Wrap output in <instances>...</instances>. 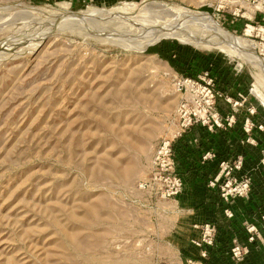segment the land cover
I'll use <instances>...</instances> for the list:
<instances>
[{
    "label": "rangeland",
    "instance_id": "374dc122",
    "mask_svg": "<svg viewBox=\"0 0 264 264\" xmlns=\"http://www.w3.org/2000/svg\"><path fill=\"white\" fill-rule=\"evenodd\" d=\"M38 1L0 0V264H150L140 186L180 105L237 127L264 170V0Z\"/></svg>",
    "mask_w": 264,
    "mask_h": 264
},
{
    "label": "crops",
    "instance_id": "0c3cea01",
    "mask_svg": "<svg viewBox=\"0 0 264 264\" xmlns=\"http://www.w3.org/2000/svg\"><path fill=\"white\" fill-rule=\"evenodd\" d=\"M174 132L171 130L168 137L172 138ZM241 139L235 126L229 130L210 129L194 122L172 142L175 169L182 177V192L175 200L149 204L147 214L143 215V221L148 224L146 230L133 234L139 239H147L146 254L150 264H187V260H192L193 264H231L229 249L233 243L248 248L244 264H264V244H249L243 228L245 224L259 223L264 206L261 181L264 170L250 168L253 175L250 194L229 203L228 208L233 214L229 220L223 216L225 206L216 189L208 185L217 177L220 162L239 154ZM251 151L252 154L245 157L246 173L252 162L250 158H260L257 150L252 148ZM208 221L216 223L217 238L204 262L200 260V248L194 242L199 240L200 226Z\"/></svg>",
    "mask_w": 264,
    "mask_h": 264
},
{
    "label": "built area",
    "instance_id": "2783aa9c",
    "mask_svg": "<svg viewBox=\"0 0 264 264\" xmlns=\"http://www.w3.org/2000/svg\"><path fill=\"white\" fill-rule=\"evenodd\" d=\"M249 0H245V3ZM240 1L234 3V6H240ZM264 19V6L262 7ZM205 77H207L205 75ZM190 82V81H189ZM209 83L204 87H199L202 91L213 98V93L208 88ZM213 103H206L203 109L204 113L209 112L210 106ZM179 117L178 124L176 125L175 132L172 138L162 139L152 155L150 162V172L148 180L140 186L142 190H150L156 201L175 200L182 192L183 182L181 174L176 172L175 163L172 153V142L179 138L194 122L192 118L197 115L188 112L186 105H180L177 110ZM200 123L207 128H221L215 114L210 112L206 118H200ZM248 142V140H247ZM251 143H253L251 141ZM243 160L240 156L229 161H222L219 164V171L217 177L208 183L210 188L216 189L218 197L225 208L222 211L226 220L233 217L231 210L228 208L232 200L245 199L249 196L252 181L250 177L244 172ZM259 217L260 227L252 224H247L244 227V232L247 235V242L254 245L255 243L263 242L264 240V207ZM199 240L194 244L200 248V260L206 261L208 252L214 246L217 238V225L214 221H208L200 226ZM248 248H245L237 243L229 249V256L231 257V264H244L245 257L247 256ZM187 264H193L192 260H187Z\"/></svg>",
    "mask_w": 264,
    "mask_h": 264
},
{
    "label": "bare ground",
    "instance_id": "6f19581e",
    "mask_svg": "<svg viewBox=\"0 0 264 264\" xmlns=\"http://www.w3.org/2000/svg\"><path fill=\"white\" fill-rule=\"evenodd\" d=\"M187 14V13H186ZM182 17V16H181ZM186 18V17H185ZM194 18H195V16H194ZM60 19H61V17H60ZM65 20V19H64ZM195 20H201V21H205L206 23H207V25L208 26H210L211 28H214V29H216L217 30V32H218V35L217 36H219V37H217L218 39H216V40H218L219 41V43L220 44H225V43H227V44H231V45H233V46H235V47H238V46H242L241 44H242V42H241V40L239 39V38H231V37H229L227 34H225L224 32H223V30L222 29H220L216 24H214V21L208 16V15H206V14H200V15H198L197 17H196V19ZM66 21V20H65ZM64 21V22H65ZM69 21H67L66 23H68ZM63 23V22H62ZM70 23V22H69ZM201 23H203V22H201ZM197 24V23H196ZM203 24H205V23H203ZM89 25V24H88ZM79 26V25H78ZM77 26V27H78ZM72 27V26H71ZM68 29H70V28H68ZM72 29V28H71ZM75 29V28H74ZM182 29V28H181ZM97 30H98V28H97ZM157 31V30H156ZM156 31H155V33H151L149 36H147L146 37V44L145 45H141L142 47H146V46H148V45H151L153 42H155V41H157L158 39H159V37H161V36H163V37H165V36H174V33H173V28H166L165 27V29H160V30H158L157 31V33H156ZM79 32V31H78ZM98 32V31H97ZM96 32V33H97ZM153 32H154V30H153ZM177 32V31H176ZM175 32V34H177ZM212 32H215V31H213L212 30ZM110 33V32H109ZM190 33V32H189ZM92 34V33H91ZM99 34V33H98ZM106 35H108V34H106ZM96 36V35H95ZM215 36V35H214ZM114 37V36H113ZM112 37V38H113ZM175 37V36H174ZM114 39V38H113ZM122 39V38H121ZM120 39V40H121ZM189 39V38H188ZM138 40V39H137ZM180 41V40H179ZM218 41H217V44H218ZM223 42H225V43H223ZM111 43V42H110ZM119 43V42H118ZM140 43V42H139ZM130 44V43H129ZM138 44V43H137ZM142 44H143V42H142ZM154 44V43H153ZM192 44V43H191ZM118 45V44H117ZM126 45V44H125ZM139 46V45H138ZM208 46H209V44H208ZM214 46V45H213ZM207 47V46H206ZM211 48H215V47H212V46H210ZM218 48H219V46H218ZM233 48V47H232ZM239 48V47H238ZM216 49V48H215ZM250 49V48H249ZM237 50V49H236ZM251 50V49H250ZM244 51V50H243ZM250 52V51H249ZM252 55V54H251ZM246 58H248V57H246ZM249 59V58H248ZM252 59H254V58H252ZM254 61V60H253ZM257 65H259L260 67H262L263 69H264V60H260V59H256L255 61H254ZM259 66H258V68H259ZM263 72V71H262Z\"/></svg>",
    "mask_w": 264,
    "mask_h": 264
},
{
    "label": "trees",
    "instance_id": "16d2710c",
    "mask_svg": "<svg viewBox=\"0 0 264 264\" xmlns=\"http://www.w3.org/2000/svg\"><path fill=\"white\" fill-rule=\"evenodd\" d=\"M33 3H35V4H39L40 1H38V0H33ZM204 11H209V10H207V9L205 8ZM255 23H259L260 25H264V19H263V17L258 15L257 18H256V22H255ZM146 53H147V54H157V55L161 56V51L159 50L158 47H155V48H148V49L146 50Z\"/></svg>",
    "mask_w": 264,
    "mask_h": 264
},
{
    "label": "water",
    "instance_id": "95a60500",
    "mask_svg": "<svg viewBox=\"0 0 264 264\" xmlns=\"http://www.w3.org/2000/svg\"><path fill=\"white\" fill-rule=\"evenodd\" d=\"M147 49H145L144 51H146Z\"/></svg>",
    "mask_w": 264,
    "mask_h": 264
}]
</instances>
